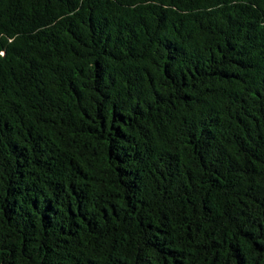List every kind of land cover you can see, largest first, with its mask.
I'll return each mask as SVG.
<instances>
[{"label": "trees", "instance_id": "trees-1", "mask_svg": "<svg viewBox=\"0 0 264 264\" xmlns=\"http://www.w3.org/2000/svg\"><path fill=\"white\" fill-rule=\"evenodd\" d=\"M0 264H264V0H0Z\"/></svg>", "mask_w": 264, "mask_h": 264}]
</instances>
